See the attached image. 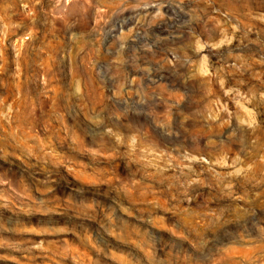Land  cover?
<instances>
[{"label":"rangeland","instance_id":"374dc122","mask_svg":"<svg viewBox=\"0 0 264 264\" xmlns=\"http://www.w3.org/2000/svg\"><path fill=\"white\" fill-rule=\"evenodd\" d=\"M0 264H264V0H0Z\"/></svg>","mask_w":264,"mask_h":264}]
</instances>
